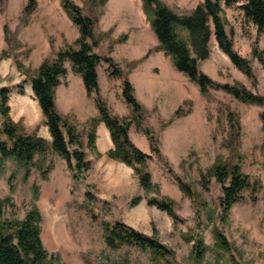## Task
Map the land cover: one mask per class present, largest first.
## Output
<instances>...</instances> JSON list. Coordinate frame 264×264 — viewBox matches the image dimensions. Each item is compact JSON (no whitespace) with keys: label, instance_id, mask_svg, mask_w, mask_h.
Instances as JSON below:
<instances>
[{"label":"rangeland","instance_id":"obj_1","mask_svg":"<svg viewBox=\"0 0 264 264\" xmlns=\"http://www.w3.org/2000/svg\"><path fill=\"white\" fill-rule=\"evenodd\" d=\"M68 1L82 15L97 20L94 37L98 45L93 52L101 58L99 96L111 114L131 122V143L152 156L144 170L153 188L142 189L132 168L108 157L113 144L99 121L95 95L78 92L75 80L79 74L65 62L66 75L58 91L59 85L54 90V103L56 99L57 112L79 133L90 162V170L73 180L65 161L51 151L50 135L49 141L41 136L47 127L30 80L43 61L74 47L78 30L62 0H2L0 89L9 92L8 116L21 133L46 140L48 148L44 155L34 156L26 181L16 162L4 161L0 200L7 201L0 223L22 220L36 210L40 240L47 254L56 259L54 264H264L263 108L241 103L221 90L210 89L201 95L158 51L143 12L141 21L137 19L141 0ZM159 1L177 14H187L201 0ZM223 15L233 49L249 62L254 77L249 79L234 68L212 39L209 57L198 63V69L218 84H239L264 97V69L251 55L253 48L264 51V32L257 34L236 6L225 8ZM104 59H110L111 65ZM125 79L142 108L138 119L122 97ZM93 120L91 149L87 134ZM0 139L7 141L3 135ZM218 160L237 164L255 188L243 193V200L231 207L224 220L219 207L221 186L208 174ZM136 198L140 201L132 206ZM150 199L171 202L175 219L149 206ZM116 222L154 237L172 251L173 258H156L136 247L108 249L104 226ZM197 240L201 244L198 256Z\"/></svg>","mask_w":264,"mask_h":264},{"label":"trees","instance_id":"obj_2","mask_svg":"<svg viewBox=\"0 0 264 264\" xmlns=\"http://www.w3.org/2000/svg\"><path fill=\"white\" fill-rule=\"evenodd\" d=\"M141 3L142 12L158 43V51L169 58L175 71L196 85L201 95L207 94L210 89L221 90L241 103L262 107L260 120L264 129V97L251 94L239 84H218L198 69V63L208 59L209 42L211 37H214L218 49L229 59L233 67L247 78L253 79L249 62L233 49L232 33L225 30L227 22L223 14L225 8L236 6L244 20L255 27L257 34H261L264 32V0H201L187 14H177L159 0H141ZM62 7L77 28L78 38L73 48L68 47L59 51L53 59L43 61L36 75L30 80L31 91L44 118V126L51 137L49 147L65 161L67 168L72 172L73 180H79L81 174L90 170V162L86 160L82 151L83 144L79 133L57 112L54 103V90L60 79L66 75L65 62H69L73 71L81 76L86 95H95L94 103L99 121L104 123L113 144V149L108 151V157L132 168L138 176L141 188L148 191L153 185L149 173L144 170V165L152 156L141 152L131 143L128 138L131 122L123 121L111 114L99 96L96 68L101 58L93 52L94 47L98 45L94 37L97 20L82 15L79 7L68 0H62ZM251 55L264 69V51L253 48ZM104 61L109 64L111 62L110 59ZM112 74L120 76L119 72ZM8 93L6 88L0 89V136H5L7 140L0 139V168L4 161L11 159L22 169V180L26 181L34 166V156L44 155L48 144L46 140L36 135L21 133L10 120ZM122 97L131 108L135 119H138L142 108L134 98L132 86L126 79L122 84ZM95 123L94 120L91 122L89 125L91 132L87 134V147L91 149L94 148ZM150 140L152 143L151 137ZM151 148L153 152H157L152 145ZM208 174L221 186L219 207L222 220L226 218L233 205L243 200L244 192L255 190L254 185L241 173L237 164L228 165L218 160ZM179 186L185 194H189L185 185ZM6 201L0 200V217ZM139 201L140 198H136L131 205L134 206ZM147 204L175 219L171 202L150 199ZM39 224L40 215L36 210L29 211L22 220L0 223V264L56 262L42 246ZM217 239L222 242L220 237ZM104 243L111 250L121 246L136 247L148 250L156 258H173L172 251L154 237L143 235L120 222L104 226ZM200 247L201 244L197 240L195 243L197 256L201 251Z\"/></svg>","mask_w":264,"mask_h":264},{"label":"crops","instance_id":"obj_3","mask_svg":"<svg viewBox=\"0 0 264 264\" xmlns=\"http://www.w3.org/2000/svg\"><path fill=\"white\" fill-rule=\"evenodd\" d=\"M135 7H136V5H135ZM136 8L138 9V17H137V19H138L139 21H141V15H142V14H141V12H142L141 4L139 3L138 6H137ZM211 39L214 40V42H215L214 37H212ZM210 41H211V40H210ZM215 43H216V42H215ZM216 45H217V44H216ZM162 55L164 56L163 53H162ZM68 63H69V62H68ZM69 64H70V63H69ZM96 72H97L98 87H99V89H100L99 75H98V67L96 68ZM67 76H68V75H67ZM67 76L65 77V79H68ZM64 82H66V80H64ZM60 87H61V85H59V86L56 88V91H58V89H59ZM75 87L77 88L78 92H81V93H83L84 95H86V92H85V88H84L83 82H82L81 77H80L79 75L76 77V80H75ZM56 91H55V92H56ZM55 104H56V107H57V109H58L56 99H55ZM102 128H103V130H104V131H103V132H104V135H106L107 132H106V130H105V128H104L103 125H102ZM41 136H42L43 138L47 139L48 141L50 140V137H49V134H48L46 128H43Z\"/></svg>","mask_w":264,"mask_h":264}]
</instances>
